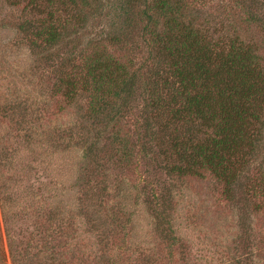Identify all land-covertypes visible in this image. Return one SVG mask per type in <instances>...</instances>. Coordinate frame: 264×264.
<instances>
[{"label": "rangeland", "instance_id": "obj_1", "mask_svg": "<svg viewBox=\"0 0 264 264\" xmlns=\"http://www.w3.org/2000/svg\"><path fill=\"white\" fill-rule=\"evenodd\" d=\"M153 1L0 0V264L13 254L18 264H264L262 96L244 112L248 142L230 155L226 181L206 166L183 168L180 140H203L214 121L174 113L180 87L162 68L165 34L190 22L201 44L239 46L264 69V0H173L182 18L169 28ZM47 24L53 42L36 35ZM87 57L133 77L126 104L106 98L95 115L89 90L66 94L63 80ZM227 118L242 125L235 112ZM56 209L72 216L55 233L61 242L21 258L53 230L43 216Z\"/></svg>", "mask_w": 264, "mask_h": 264}, {"label": "trees", "instance_id": "obj_2", "mask_svg": "<svg viewBox=\"0 0 264 264\" xmlns=\"http://www.w3.org/2000/svg\"><path fill=\"white\" fill-rule=\"evenodd\" d=\"M153 3L158 6L157 9L167 12L165 18L168 28L173 20L182 18L175 13L180 6L179 2L154 0ZM148 19L151 21L152 16L148 15ZM180 23L184 24L181 21ZM47 25L37 26L36 35L42 40L53 42L58 37V33L52 25ZM178 32L180 33L171 30V33L165 34V41L169 44L164 46L168 60L162 65L163 71H169L168 77L172 80L169 82L178 83L180 87L178 95H172L171 98L174 113L182 119L197 120L204 127L205 124L206 127L211 126L209 122L212 124L214 121L212 132L203 140H196L191 135L182 138L180 140L182 150L178 153L185 165L183 168L190 165L206 166L215 172L216 176L220 178L222 176L227 181L228 165L231 164L232 158L230 155H233V151L237 148L244 146L242 141L244 144L248 142L245 140L244 112L248 109L250 101H255L260 96L264 100V69L257 67L256 60H253L249 50L239 46L231 45L228 51L220 49L215 52L208 48L204 41L201 44L199 33L192 28L190 22L179 28ZM111 61L112 59H108L104 63L100 58L87 57L79 74L76 73L73 78L63 80L65 92L70 96L77 88L89 90L87 92L91 102V114L96 115L106 109L109 103L106 98L122 100L125 104L132 98L133 77H127L124 68L119 64H112ZM115 111L116 113L120 111V105L115 106ZM232 112L237 114L242 125L238 124L239 126L234 128L233 124L229 123L230 119L227 117ZM113 136L120 144V156L126 163H131L133 151L130 150L127 140L125 141L118 131ZM2 195L0 192L1 203L5 207L8 201ZM68 215V210L56 209L52 210L51 214L43 216V219L48 221L46 229L53 230L45 235L44 231L40 234V241L35 244L37 247L27 244L21 258L30 259L29 253L32 255L51 253L55 243L61 242L59 233L68 227L63 223L68 218H72ZM37 229L35 228L33 232ZM174 237L170 234L171 240H174ZM12 246L11 244V249ZM33 249L37 252H31ZM19 261L21 260L16 254H13L12 263L18 264Z\"/></svg>", "mask_w": 264, "mask_h": 264}]
</instances>
